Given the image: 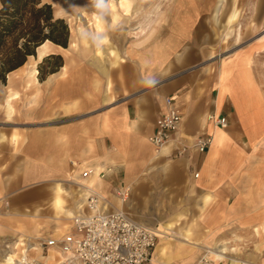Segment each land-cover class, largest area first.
Here are the masks:
<instances>
[{
    "label": "crops",
    "instance_id": "1",
    "mask_svg": "<svg viewBox=\"0 0 264 264\" xmlns=\"http://www.w3.org/2000/svg\"><path fill=\"white\" fill-rule=\"evenodd\" d=\"M116 1L109 7L112 23L119 19ZM131 1L121 7L123 14ZM188 18L189 12L184 13L171 38L183 35ZM84 25H74L83 42ZM102 27L105 39L99 40L92 21L94 36L104 45L89 61L76 54L73 63L65 56L58 85L43 86L42 111L35 112L34 98H28L21 118L14 115L22 124L0 129V199L8 202H0V235L37 233L28 227L53 219L54 207L69 221L75 211L64 208L61 185L82 181L81 171L94 167L99 170L92 185L107 196L109 210L123 209L133 220L158 229L151 264H193L207 250L223 253L221 259L211 254L213 264H264V82L253 68V54L235 51L214 70L197 68L190 56L179 58L171 69L155 63L147 69L140 44L127 50L130 44L116 46L103 21ZM128 31L132 37L146 33L139 24L129 25ZM43 43L36 58L29 56L33 62L26 74L34 81L37 61L56 47L66 50L50 40ZM43 45L47 50L39 55ZM19 68L8 78L20 74ZM25 88L28 95L34 93ZM14 95L3 103L9 116L14 98L11 107L6 100ZM167 96L182 118L171 141L156 149L148 137L166 109ZM211 113L224 115L226 127L208 120ZM70 115L76 118L61 120ZM38 119L60 122L27 123ZM204 133L212 141L201 152L192 143ZM182 144L187 147L178 153ZM122 185L130 187L123 203L115 195ZM79 196L76 208L84 201L82 191ZM71 229L69 223L38 232ZM49 255L56 256L49 250L45 259L52 264Z\"/></svg>",
    "mask_w": 264,
    "mask_h": 264
},
{
    "label": "rangeland",
    "instance_id": "2",
    "mask_svg": "<svg viewBox=\"0 0 264 264\" xmlns=\"http://www.w3.org/2000/svg\"><path fill=\"white\" fill-rule=\"evenodd\" d=\"M43 1L52 5L55 18H62L68 26V45L63 47L66 50L56 47V52H53V54H60L63 60L67 56L74 63L75 55L79 54L89 61L94 50L98 46L104 45L96 39L92 30L93 16L97 14L103 21L108 39L116 46L118 44L121 46L130 44V46H127V50L129 47L134 49L139 44L141 45V54H145L148 60L147 69H150V66H153L154 63L158 66L167 65L172 68L174 62L179 58L190 56L194 58L197 68L211 67L214 70L221 59L223 61L226 56L233 52L245 49L253 54V68L264 82V0H132L127 15L123 14L125 12L123 8L116 9L119 19L114 23L111 22L112 12L109 9L112 0L110 2H108L109 0ZM186 12H189V18L184 23L186 28L183 35L177 39L171 38ZM232 12L235 13L233 20L230 19ZM213 18H216L217 22ZM75 23L79 26L85 24L86 39L84 42L74 31ZM135 24L142 25L146 33L135 34L136 37H132L133 34L128 29L129 25ZM71 41H76L77 45H70ZM234 45V49L226 51ZM32 56L33 58L37 57L36 53ZM44 57L35 64L38 70L36 81L26 74V69L31 68L33 62V58L29 56L19 66L20 68L17 67L20 74L9 79L8 73L5 82L0 80L1 130L7 128L8 123L22 124V121H14V115H19V118H21V110L25 111L28 98L29 100L34 98L35 112H41L43 86L55 87L58 85V71L60 68L53 72L55 74L51 77L50 75L53 73L46 75L43 80L39 78L41 74H46L57 61L55 58L47 61L42 66L41 74H39V65ZM25 87H29L34 93L28 95ZM32 87L34 88L32 89ZM13 92L17 94V97L12 100V111L9 116V111L3 106V103L5 97ZM74 118H76L75 115H70L61 120H74ZM59 122V119H38L27 123L43 126L58 124ZM61 186L66 191L62 194L64 208L68 211H76L77 201L81 198L79 196L81 191L71 181H66ZM69 223H71V219L67 221L65 214L54 207L53 219L46 222L36 221L32 227H28V230H35V232L52 230ZM48 259L56 261V257L52 255H49ZM3 262H1L0 257V264H3Z\"/></svg>",
    "mask_w": 264,
    "mask_h": 264
},
{
    "label": "built area",
    "instance_id": "3",
    "mask_svg": "<svg viewBox=\"0 0 264 264\" xmlns=\"http://www.w3.org/2000/svg\"><path fill=\"white\" fill-rule=\"evenodd\" d=\"M166 109L157 120L155 131L148 140L159 149L167 145L181 122V112L173 104L170 96L165 97ZM217 127H226L227 119L221 114H208ZM212 141V135H199L192 145L199 151H205ZM182 144L178 153L186 149ZM93 172L92 167L81 171V177L87 178ZM197 175V173L195 174ZM99 176H104L101 172ZM84 194V201L71 216V230L59 234L37 232L27 235H0L1 262L7 264H47L49 250L55 249L59 260L54 264H151L152 252L159 238L157 228L133 220L123 209L109 210L107 196L93 185L75 181ZM130 194V187L122 185L116 188L115 195L121 203ZM5 206L7 200L0 199ZM215 252V251H214ZM207 250L193 264H213ZM217 259L223 253L216 251Z\"/></svg>",
    "mask_w": 264,
    "mask_h": 264
},
{
    "label": "trees",
    "instance_id": "4",
    "mask_svg": "<svg viewBox=\"0 0 264 264\" xmlns=\"http://www.w3.org/2000/svg\"><path fill=\"white\" fill-rule=\"evenodd\" d=\"M69 29L62 18H55L52 5L43 0H0V80L21 66L27 56L45 40L67 47ZM57 61L46 74L42 66L50 59ZM63 65L60 54H49L39 65V78L57 71Z\"/></svg>",
    "mask_w": 264,
    "mask_h": 264
},
{
    "label": "bare ground",
    "instance_id": "5",
    "mask_svg": "<svg viewBox=\"0 0 264 264\" xmlns=\"http://www.w3.org/2000/svg\"><path fill=\"white\" fill-rule=\"evenodd\" d=\"M113 1V0H112ZM126 1L127 0H117L116 2H117V5L118 6H121V7H123V6H125L127 3H126ZM110 6H111V9H113L114 8V3L113 2H110ZM127 10V9H126ZM65 11V10H64ZM234 16H235V13L234 12H232L231 13V15H230V19H232L233 20V18H234ZM92 19V18H91ZM93 24H94V26H95V30H96V37H97V39H99V40H103V39H105V34H104V30H103V27H102V19H101V17L99 16V15H97V14H94V16H93ZM78 30V29H77ZM48 41V40H47ZM44 44V43H43ZM75 44V43H74ZM42 45V44H41ZM235 48V45L234 46H231V47H229L227 50H232V49H234ZM47 50V45H43V46H41L40 48H39V55H41L42 53H44L45 51ZM99 52V51H98ZM211 58L213 57V56H210ZM35 61V60H34ZM33 70H35L34 68H33ZM36 71V70H35ZM33 76V75H32ZM17 97V94L16 95H14V96H11V97H8L7 98V103L6 104H8V106L9 107H11V100L13 99V98H16ZM4 105V104H3ZM7 108V107H6ZM93 168V172L91 173V175L88 177V178H85V179H83L81 182L82 183H84V184H87V185H92V179L94 178H96V175H97V172H98V170L99 169H97V168H94V167H92ZM84 180H87L86 182H84ZM157 232L159 233V231H158V229H157ZM218 248H221L220 246L218 247ZM222 248H223V246H222ZM225 248V247H224ZM52 251H53V253L55 254V256H56V261L54 262V263H57L58 262V260H59V254H58V252L55 250V249H51ZM54 263H52V264H54ZM3 264H7V262L6 261H4L3 262Z\"/></svg>",
    "mask_w": 264,
    "mask_h": 264
},
{
    "label": "water",
    "instance_id": "6",
    "mask_svg": "<svg viewBox=\"0 0 264 264\" xmlns=\"http://www.w3.org/2000/svg\"><path fill=\"white\" fill-rule=\"evenodd\" d=\"M35 53H36V55H37V48L35 49Z\"/></svg>",
    "mask_w": 264,
    "mask_h": 264
}]
</instances>
